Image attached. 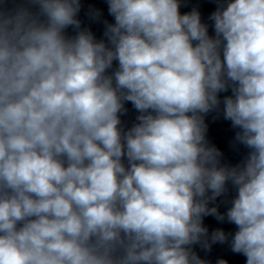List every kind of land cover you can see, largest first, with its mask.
<instances>
[{
    "label": "clouds",
    "instance_id": "9594fccd",
    "mask_svg": "<svg viewBox=\"0 0 264 264\" xmlns=\"http://www.w3.org/2000/svg\"><path fill=\"white\" fill-rule=\"evenodd\" d=\"M215 2L210 35L181 0H106L98 40L81 0H0V264H207L192 246L225 242L264 264V0ZM221 103L236 165L206 139ZM209 215L236 231L209 243Z\"/></svg>",
    "mask_w": 264,
    "mask_h": 264
}]
</instances>
